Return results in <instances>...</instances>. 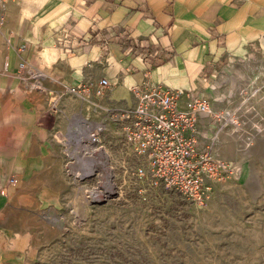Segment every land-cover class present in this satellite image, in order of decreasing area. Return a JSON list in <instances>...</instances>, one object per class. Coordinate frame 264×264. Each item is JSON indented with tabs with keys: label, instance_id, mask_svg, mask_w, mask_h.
I'll return each mask as SVG.
<instances>
[{
	"label": "crops",
	"instance_id": "obj_1",
	"mask_svg": "<svg viewBox=\"0 0 264 264\" xmlns=\"http://www.w3.org/2000/svg\"><path fill=\"white\" fill-rule=\"evenodd\" d=\"M0 17V264L28 252L18 221L71 197L59 136L131 109L134 84L181 91V106L194 96L264 115V0H4ZM24 60L44 91H25ZM101 77L106 95L68 91ZM199 127L201 142L215 134L209 117Z\"/></svg>",
	"mask_w": 264,
	"mask_h": 264
},
{
	"label": "rangeland",
	"instance_id": "obj_2",
	"mask_svg": "<svg viewBox=\"0 0 264 264\" xmlns=\"http://www.w3.org/2000/svg\"><path fill=\"white\" fill-rule=\"evenodd\" d=\"M253 105L231 115L218 135L219 156L241 172L219 182L204 207L130 177L126 168L137 158L113 119L104 121L100 142L87 147L76 133L68 146L59 136L71 197L18 221L28 252L11 264H264V115ZM100 148L109 154L117 191L95 199L108 181Z\"/></svg>",
	"mask_w": 264,
	"mask_h": 264
},
{
	"label": "built area",
	"instance_id": "obj_3",
	"mask_svg": "<svg viewBox=\"0 0 264 264\" xmlns=\"http://www.w3.org/2000/svg\"><path fill=\"white\" fill-rule=\"evenodd\" d=\"M3 2L0 0V8ZM5 21L4 17H0V30ZM20 68L25 91H44L40 75L26 60ZM111 87V81L101 77L96 83L83 87L72 86L68 91L78 95L93 91L96 96H102ZM131 91L135 98L131 109L119 113L108 111V118L118 125V138L133 150L137 158L135 164L126 168V172L152 190L172 189L196 205L206 206L219 182L237 178L241 172L237 162L222 159L217 152L218 135L227 123H233L231 113L214 110L209 101L202 97L188 96L181 106V91L148 79L131 86ZM204 117L211 118L216 124V131L210 139L201 142L199 122ZM84 120L82 127L71 122L69 137L70 133L77 135V132H73L77 127L81 129L78 131V139L84 146L100 142L98 133L105 127L104 122ZM89 122L96 125L87 133L84 128ZM69 141L70 138L66 143Z\"/></svg>",
	"mask_w": 264,
	"mask_h": 264
},
{
	"label": "bare ground",
	"instance_id": "obj_4",
	"mask_svg": "<svg viewBox=\"0 0 264 264\" xmlns=\"http://www.w3.org/2000/svg\"><path fill=\"white\" fill-rule=\"evenodd\" d=\"M40 74V73H39ZM77 119V118H76ZM80 120V119H79ZM76 122V121H75ZM80 123V122H79ZM77 124V123H76ZM96 125V123H94V122H89V123H87V124H85V128L84 129H86V132L87 133H89L90 131H92V129L94 128V126ZM83 126H84V124H83ZM78 131H81V129L80 128H77V127H75V129L73 130V132H77V134H78ZM86 133V134H87ZM73 135H74V133H73ZM79 140V139H78ZM78 140H77V142H78ZM81 141V140H80ZM80 146V145H79ZM90 150V149H89ZM100 154H101V156H102V158H103V160L101 161V163L103 164V166L108 170V181H107V184H105L104 186H103V189H101V190H96L97 192H94V193H92V197H94L95 199L96 198H98L99 197V195H100V193L102 192V193H104V195L105 196H109L111 193H113V192H116L117 191V185H116V183H115V181H114V175H113V170H112V167L110 166V164H109V161H108V159H109V154H108V152H107V150H105V149H103V148H100ZM84 155V154H83ZM88 155V154H87ZM91 156V155H90ZM84 157V156H83ZM87 160V159H86ZM89 161V160H88ZM79 171V170H78ZM76 172H77V170H76ZM89 172H91V171H88L87 173H89ZM79 173H81V172H77V175H79ZM84 175L86 176V174H83V175H81V177H84Z\"/></svg>",
	"mask_w": 264,
	"mask_h": 264
}]
</instances>
